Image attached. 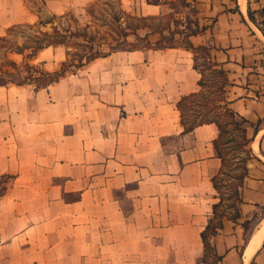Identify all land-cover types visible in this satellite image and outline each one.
<instances>
[{
	"label": "crops",
	"instance_id": "obj_1",
	"mask_svg": "<svg viewBox=\"0 0 264 264\" xmlns=\"http://www.w3.org/2000/svg\"><path fill=\"white\" fill-rule=\"evenodd\" d=\"M94 1L0 0V37ZM125 1L149 16L166 8ZM190 1L204 30L188 40L210 48L227 75L229 108L249 125L238 215H222L209 239L217 264H245L264 223V25L256 19L264 0H244L243 9L240 0ZM64 60L55 46L33 62L52 72ZM199 78L192 53L178 47L112 52L45 88L0 86V176H12L0 197V264H205L200 233L219 202L218 130L184 133L176 109ZM247 264H264V236Z\"/></svg>",
	"mask_w": 264,
	"mask_h": 264
},
{
	"label": "trees",
	"instance_id": "obj_2",
	"mask_svg": "<svg viewBox=\"0 0 264 264\" xmlns=\"http://www.w3.org/2000/svg\"><path fill=\"white\" fill-rule=\"evenodd\" d=\"M149 4H159L158 0L150 2ZM68 13L59 16V18L65 17ZM126 18L135 19L138 18L129 14L123 13ZM261 17L260 24L264 25V8L258 12ZM247 16L254 24L256 20L253 13L248 12ZM121 16L113 15L112 22L115 23V28L111 35V42L104 41V43L96 44L93 42V38L86 33L83 29H71V27L59 28L53 25L52 20L47 22H41L35 24H22L14 25L7 29L6 34L0 37V42H6L8 35L16 28H21L23 32H32V35H27V42L22 46V50L17 49L12 53L22 54V63L16 64L14 61L5 58L2 60L3 67L0 66V86L6 85H31L34 89L45 88L48 85L57 82L61 77L68 73H74L86 63L99 57H105L112 52L118 51H143V50H158L165 48H178L182 47L189 50L192 53L193 68L198 72L200 78L198 80L199 90L195 93H191L187 96L181 97L176 103V109L179 112L180 125L183 127L184 133L191 132L194 128L203 124H213L217 130V137L214 139L213 146L220 160L219 173L214 176L212 186L219 194V180L225 175V170L229 171L238 169L239 173L233 176L238 182V188L240 187L244 177L247 174L246 162L249 159L248 144L250 137L247 135V128L249 127L247 121L242 117L236 115L228 106L224 98L225 90L229 85L226 72L217 63L213 62L210 58V48L207 46L194 47L189 40L183 45H166L161 37L157 42L150 43L146 37L140 38L136 35L135 30L138 27L131 28L127 23L121 22ZM51 25L50 31H43L42 28L47 25ZM199 32L204 28L198 29ZM198 32H190V35H195ZM134 36L135 41L129 42L127 38ZM104 39V37H102ZM72 40H77L76 43H72ZM138 42H144L143 45H138ZM75 44L82 47V51H69V46ZM106 46L107 50L102 51L101 46ZM61 46L65 49V60L60 64L59 68L55 71L48 72L42 68V65L35 64L33 60L37 54L48 47ZM1 47V45H0ZM24 51L27 54L24 55ZM201 53L206 59L205 70L210 71L211 77L208 82L211 84V91H205L206 83L205 76L202 68L197 64L196 55ZM4 65L10 67L13 70L18 71L22 68L21 72H16L13 76L11 73L4 69ZM258 122L256 125H252V133L257 131ZM230 144V145H229ZM232 145V146H231ZM237 149L231 157L229 152ZM241 154H247V157H241ZM232 177V176H231ZM12 176L2 175L0 176V197L6 192ZM238 191V190H237ZM237 194V193H236ZM219 203L212 205V216L207 221L206 226L200 233V238L203 245V257L202 262L208 264L205 261V257L210 254L212 264H217L220 258L217 257L210 245L209 239L216 233V230L221 226L222 216L215 220L216 209ZM235 216L238 215L237 209L234 205Z\"/></svg>",
	"mask_w": 264,
	"mask_h": 264
},
{
	"label": "rangeland",
	"instance_id": "obj_3",
	"mask_svg": "<svg viewBox=\"0 0 264 264\" xmlns=\"http://www.w3.org/2000/svg\"><path fill=\"white\" fill-rule=\"evenodd\" d=\"M154 2L155 0H149ZM159 1V0H158ZM166 8L164 11L156 16H149L145 12L137 11L134 12L131 10V3L129 4L125 0L120 2V0H95L90 6L82 9L81 11L70 12L65 17L59 18L55 17L52 20L53 25L59 28L71 27V29H83L88 35H90L96 44L104 43V41L111 42V35L113 29L115 28V23L112 22L113 15L121 16V22L127 23L131 28L138 27L139 29L135 30L136 35L140 38L146 37L150 43L157 42L161 37L163 38V43L166 45H183L188 41L190 32H199L198 26L195 24V13L191 7L190 0H165ZM130 9L128 12H126ZM123 13H128L131 16H135L138 19H129L124 16ZM258 22H261V17L258 15ZM51 20V19H49ZM48 20V21H49ZM41 22H45L39 20ZM38 21V22H39ZM37 22V23H38ZM47 22V21H46ZM263 29V28H262ZM43 31H50L51 25H47L42 28ZM27 35H32V32H23L22 27L14 29L7 37L6 42H0V66L3 67L2 60L5 58L9 59L19 58L13 57L12 52L17 49L22 50V46L27 42ZM104 37V39H102ZM129 42H134L135 37L129 36L127 38ZM72 43H76L77 40H72ZM144 42H138V45H143ZM102 51H106V46H101ZM69 51H82V47L72 44L69 46ZM49 52H43L40 58L49 59ZM27 54V51H24V55ZM197 64L203 70L205 76L206 88L205 91H211V84L208 80L211 77V73L208 70H205L206 59L204 56L199 53L196 55ZM4 69L8 70L11 75L15 76L16 72L22 73V68H19L18 71L11 69L8 66L4 65ZM230 145V144H229ZM232 146V145H231ZM238 150L229 152V156ZM241 157L246 158L247 154H241ZM239 173L238 169H233L229 171L227 168L225 170V175L222 176L219 180V204L216 209L217 218L225 215L226 213H231L233 211L232 205L236 206V193L238 190V182L233 176ZM232 176V177H231ZM205 261L208 264H212V259L210 254L205 257ZM200 264V263H198Z\"/></svg>",
	"mask_w": 264,
	"mask_h": 264
},
{
	"label": "bare ground",
	"instance_id": "obj_4",
	"mask_svg": "<svg viewBox=\"0 0 264 264\" xmlns=\"http://www.w3.org/2000/svg\"><path fill=\"white\" fill-rule=\"evenodd\" d=\"M240 6L243 9L244 8V0H240ZM264 236V223L262 227L254 234L252 237L247 250L244 253V263L247 264L249 259L251 258L252 254L256 251V249L259 247V244L261 242L262 237Z\"/></svg>",
	"mask_w": 264,
	"mask_h": 264
},
{
	"label": "water",
	"instance_id": "obj_5",
	"mask_svg": "<svg viewBox=\"0 0 264 264\" xmlns=\"http://www.w3.org/2000/svg\"><path fill=\"white\" fill-rule=\"evenodd\" d=\"M49 19V17L48 16H44L43 18H42V21H47Z\"/></svg>",
	"mask_w": 264,
	"mask_h": 264
}]
</instances>
